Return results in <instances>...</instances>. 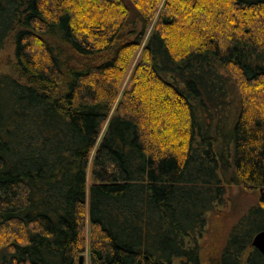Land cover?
Segmentation results:
<instances>
[{
  "label": "trees",
  "instance_id": "trees-1",
  "mask_svg": "<svg viewBox=\"0 0 264 264\" xmlns=\"http://www.w3.org/2000/svg\"><path fill=\"white\" fill-rule=\"evenodd\" d=\"M159 1L0 0V264H264V0H167L113 108Z\"/></svg>",
  "mask_w": 264,
  "mask_h": 264
},
{
  "label": "rangeland",
  "instance_id": "rangeland-1",
  "mask_svg": "<svg viewBox=\"0 0 264 264\" xmlns=\"http://www.w3.org/2000/svg\"><path fill=\"white\" fill-rule=\"evenodd\" d=\"M245 1H254V0H245ZM171 2L173 3V5H174V3L176 4V0H171ZM166 3H167V0H160L159 1L158 5L156 6V8L154 10L153 16H152L149 24L147 25V27L144 30L143 34H141L140 44L137 47H135L132 50H130L129 53H127V55H126L125 68L123 70L122 77H121V81H120V84H119L117 100H116L115 105H114L113 108H115V106H116L117 102L119 101L122 93L126 89H128L129 86H131V81H132L134 72H135V70L137 68V65L139 64V62H140V60L142 58V55H143V52H144V47H145V45H146V43H147V41H148V39H149V37H150V35L152 33V30H153V28H154V26H155V24H156L159 16L162 14L163 9L165 8ZM209 7H211V6H209ZM181 9H182V11H184V6L183 5L181 6ZM214 9L215 8H212V10H214ZM88 10H89V7H84V6L82 7V6H80V12H81L82 15H80L77 18H74V20L77 21V22L83 21L87 25H89L92 20L86 19V16H84V15L87 14V11ZM189 12H191L192 14L198 15L197 14L198 12L191 11V10H189ZM94 14H97V12H95ZM202 16H203L202 17L203 20L205 18H207V15H204L203 13H202ZM178 20H179V18H178ZM185 33H188L186 35H189L190 34L189 32H185V31L184 32H181V31H178V30L175 31L176 40H177V42L180 45H187V44L184 43L188 39V36H186ZM177 42H175L176 45H177ZM190 46H192V45H190ZM13 59L14 58H13V50H12V47L10 45H7L4 49H2L0 51V75L1 74H4V73H8L11 70L12 65H13ZM229 79L231 81H233V79L231 77H229ZM228 86H229V89L230 88L232 89V87H230L229 84H228ZM230 93H231V97H232L233 100H231L230 103H229V109L226 108L227 109L226 110L227 115L225 117L226 119H224L223 127L221 128L222 130H221V132L219 134L221 137L218 138V139H220L219 141H221V142L225 138L228 137V132L226 131V129L227 128L229 129V127L226 126V122L228 124V122H230L233 119V117L235 116L234 113H232L233 110H234L233 109V106L238 101V99H237V96H238L237 93H234V91H230ZM140 94L142 96L143 94H146V93H145L144 90H141L140 91ZM261 98H263V97L260 94L258 96V98H255V99H252L251 100V101H253L251 104H253L256 108H260V109L261 108H264V103L261 101ZM229 111H230V113H229ZM105 128H106V122L103 124L101 131L104 132ZM211 133H212V131H211ZM171 140L172 139L170 138V141ZM91 159H92V154H91L90 161H89V166H88V169H87V177H86V187L87 188L90 185ZM236 191H237V188H235V187L227 188V196L228 195H232ZM242 194L245 196V193H242ZM255 194L256 195H258V194L264 195V190H260L259 193L257 192ZM225 199H227V198H225ZM224 203H225V205L221 206V209L222 210L219 211L218 217H216L215 220H214V218L212 220L213 222H216V225L217 226L222 225L224 223L223 221H226L227 217L229 216V206H231V205H230L229 202H224ZM241 204H243V199H240V201H238L237 204H235V205L238 206V205H241ZM210 231H212V229ZM83 234H84L85 239L87 240L86 241V247H88V244L87 243H88V234H89V224H88V221L87 220L85 221V225H84V229H83ZM84 255H85V262H84V264H89V260H88L87 253L85 252Z\"/></svg>",
  "mask_w": 264,
  "mask_h": 264
},
{
  "label": "water",
  "instance_id": "water-1",
  "mask_svg": "<svg viewBox=\"0 0 264 264\" xmlns=\"http://www.w3.org/2000/svg\"><path fill=\"white\" fill-rule=\"evenodd\" d=\"M251 245L264 256V230L257 232L251 241ZM85 255L78 257V264H84Z\"/></svg>",
  "mask_w": 264,
  "mask_h": 264
}]
</instances>
